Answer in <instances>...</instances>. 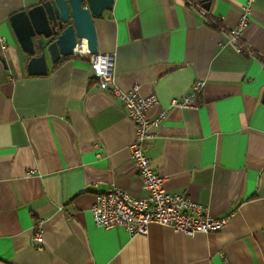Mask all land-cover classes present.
<instances>
[{
  "label": "crops",
  "instance_id": "0c3cea01",
  "mask_svg": "<svg viewBox=\"0 0 264 264\" xmlns=\"http://www.w3.org/2000/svg\"><path fill=\"white\" fill-rule=\"evenodd\" d=\"M43 1L0 0V264H264V0L241 35L255 59L183 0H113L94 17L117 85L137 83L167 107L145 145L164 188L228 216L209 234L150 223L145 236L98 227L90 214L95 193L111 185L144 191L129 156L134 125L95 86L88 55L27 74L9 17ZM244 1L211 0L207 14L230 29ZM196 80L204 87L195 107L170 104ZM36 222L41 247L31 243Z\"/></svg>",
  "mask_w": 264,
  "mask_h": 264
},
{
  "label": "built area",
  "instance_id": "2783aa9c",
  "mask_svg": "<svg viewBox=\"0 0 264 264\" xmlns=\"http://www.w3.org/2000/svg\"><path fill=\"white\" fill-rule=\"evenodd\" d=\"M256 0H245L237 24L230 29L220 25L207 11L194 0H183L184 4L197 11L204 22L218 28L236 49L257 58L242 41V30L249 21L253 3ZM85 51L90 68L96 79L95 86L110 91L125 107L128 118L134 125V139L129 145V156L135 164L137 176L144 191L143 196L133 197L117 185H111L105 191H97L90 207V214L96 226L102 228L123 227L130 235L145 236L150 223L169 226L176 231L192 235L194 233H213L227 223L228 216L215 217L206 205L191 200L185 194L167 191L163 186L165 176L150 167L145 145L150 144L157 136V129L164 119L167 107H158L156 95L143 96L137 83L126 90L116 83L113 72V55L110 53L89 54L85 41L74 48L73 54ZM204 87V81L196 80L191 90L180 98H173L170 104L179 107H195L196 98ZM158 107V109H156ZM154 110V113L152 111ZM43 230L40 222L32 227V245L41 247Z\"/></svg>",
  "mask_w": 264,
  "mask_h": 264
},
{
  "label": "water",
  "instance_id": "95a60500",
  "mask_svg": "<svg viewBox=\"0 0 264 264\" xmlns=\"http://www.w3.org/2000/svg\"><path fill=\"white\" fill-rule=\"evenodd\" d=\"M208 11L211 0H197ZM113 0H45L10 15L14 35L21 50L29 55V76L49 72L46 53L52 63L70 57L74 48L85 41L89 54L98 53L93 19L112 7ZM264 103V92L262 94Z\"/></svg>",
  "mask_w": 264,
  "mask_h": 264
},
{
  "label": "trees",
  "instance_id": "16d2710c",
  "mask_svg": "<svg viewBox=\"0 0 264 264\" xmlns=\"http://www.w3.org/2000/svg\"><path fill=\"white\" fill-rule=\"evenodd\" d=\"M194 1L197 2V0H194ZM66 59H68V57H64V58H62L61 60L57 61V62L54 64V66L52 67V69L57 68V67H58L63 61H65Z\"/></svg>",
  "mask_w": 264,
  "mask_h": 264
},
{
  "label": "flooded vegetation",
  "instance_id": "af4514ba",
  "mask_svg": "<svg viewBox=\"0 0 264 264\" xmlns=\"http://www.w3.org/2000/svg\"><path fill=\"white\" fill-rule=\"evenodd\" d=\"M47 55H48V54L46 53V58H47V61H48V60L50 61V58H49V56L47 57ZM28 56H29V55H28ZM62 58H64V57H60V59H59V60H61ZM59 60H58V61H59ZM55 63H56V62H55Z\"/></svg>",
  "mask_w": 264,
  "mask_h": 264
}]
</instances>
